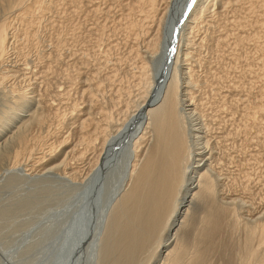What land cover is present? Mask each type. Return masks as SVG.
Returning a JSON list of instances; mask_svg holds the SVG:
<instances>
[{
	"label": "bare ground",
	"instance_id": "bare-ground-1",
	"mask_svg": "<svg viewBox=\"0 0 264 264\" xmlns=\"http://www.w3.org/2000/svg\"><path fill=\"white\" fill-rule=\"evenodd\" d=\"M97 1L100 0H68L70 4V13L68 14V16H66L68 22L66 21L65 24L67 25H64L65 28L63 27V29L61 27L63 26L61 22H64L65 20L63 19V21L60 22L62 31L60 30L59 35L55 38L56 40H59V42H55L54 40V43L62 42V44L60 43L56 45L53 42H50V44L52 43V46L54 44V46L56 45L57 47L61 48L64 45L68 46V43L69 46L73 45L74 41L78 44L80 43V41H84L85 37L83 38V35L80 34V31H83L80 30V25L78 24L79 22L74 24V20H72L74 17L72 18L71 16H75V14H77L78 16L75 17H80L78 13L83 14L84 12H90V14L91 12L93 13L92 15L88 14L89 16L100 13L104 14V12H102L104 6L101 9L100 4L99 2L97 3ZM4 2H6L5 9H14L16 10L15 14H17L15 15V17L13 15L11 17L10 15L9 17L11 18L8 19H6L4 17L5 15H3L4 19H0V92L4 96L1 97L3 98V101L1 103L4 102V106H2L1 104L2 109L0 110V165L3 166L2 164H4L5 160L9 159L10 165L7 166L5 170L13 171L18 169L25 176H31L33 175V173H35V176H43L46 173L48 174V172L50 173V171L66 170L67 166L70 165L69 163L71 159L81 160L82 163L83 161H88V171H85L86 168L80 169L78 165V167L71 166L70 168L69 166V168L70 176L72 175L71 177L79 174H81L80 176H82L84 174L82 176L83 181L84 179H86L87 181L89 180L87 192H90L92 188H94L93 190H95L94 184L97 182L99 175L102 174L103 171L108 170V168L106 167H109V164L112 163L111 159H118L119 153L124 150V154L122 155L124 160L122 162H124L125 164H122L124 166V169H122L123 176H121V185L119 187L120 193L118 192L119 194L117 195V197L122 192L123 195H120L121 198H119V200L117 199L116 203L113 204V208L111 209L112 211H110L104 225L106 227L105 233L107 232V234H104L106 236V240L105 244H103L104 248L101 255L105 262L107 258L109 259L111 256L115 255V253H118L113 264H131V262L137 257L138 254L142 253L144 250H147L153 245L156 246L155 249L161 248L159 251V260L154 264H264V209H258V211H255L251 206L252 210H249L248 208L247 210L245 209L247 211L246 214L244 213L245 211H242V207L238 205V202L244 203L241 199H238V197H234L229 193V191V194H225L226 192L224 191V188L227 185H224V182L222 181V183L220 180L224 179V177L220 178L222 175H220L218 171L215 172L216 167L214 168L215 158L213 156V151L212 149L210 151L208 150L209 148H211L210 139L207 137V132H209V129L206 131V129L209 127L206 122L204 123L203 121L205 120L203 117L206 116V113L204 116L201 110V108L203 109L205 106L200 108L201 104L203 106L204 101H200V103L197 100L198 98L196 99V96H194V93L196 91L194 92L192 88L196 86L197 90L198 88H200L201 90V87L207 84L211 87V90L216 91L220 99L224 100L223 97L226 96L221 95V91L220 93H218V89H214V85L217 83V81L215 82V84L213 82L212 87V81L209 80L207 82V80H199V78L195 75V70L190 62V60L195 57V54L198 55V49L201 47L200 43L202 42V40L200 39V41L197 42L195 38L196 36H198L197 33L202 26L201 23L210 26L212 21L214 23L218 19L216 18V20H214L216 16L215 14L220 15V20L222 19L220 24L222 25L223 23V28H225V31L223 33L225 35L224 38L218 35L219 37L215 41H213L217 42L216 46L225 44L227 42L226 39H230L228 36H232V40L234 38V43L236 46L241 45L242 47L247 44L246 42H253L254 39L257 41V45H254V49H256V51L264 50V0H195L194 4H192L191 6L189 5L190 8L188 7V14L186 13L187 15L185 16V20L178 35L179 37L177 39V42H174V48L176 50L174 52L173 59L170 62L171 64H169V66L167 67L169 70L164 73L159 83L156 82V76L151 74V67L149 62H151L152 58L154 59V56L160 52L163 45H166L165 47L168 46L164 43L163 28H166V25L168 27H171V21L173 22V20H175L173 10L178 9L182 13L186 5L181 6V3L178 0H121V5L123 7L122 10L124 11H120L122 15L119 12V14L121 15L119 19L121 21H118L122 24L124 23V21L126 22V24H123L122 27H125V37H128L129 44L132 39H135V42L132 41V43L134 44L130 45L129 51L131 53V59H133L134 63H136L135 69H133L135 71L130 72V77L133 80L134 78H136L135 83L133 84L137 86L136 91H138L134 94V90L130 89V84L128 85L129 87L127 85L125 86V84H123L124 86L122 85L123 87L121 88H119L120 86L117 87L119 95L124 94L125 96H127V99L124 100L123 104L119 105V108L117 107L115 109V111L117 110L116 114L113 113L114 109L109 106V103L104 104L102 102H99L98 97L97 100H95L97 96L96 94H98L95 92L102 91L101 86L104 85L105 78H102L104 82L103 80H100V78H98L99 81H97V79H91L92 81H88L90 80V77L82 79L83 72L80 70L76 72V70H74L73 68L70 69L76 72L73 73L67 68L69 71H65L66 73L64 74V77L66 79H64L65 82L67 81L69 83L71 89L73 88L72 86L74 84L78 83L82 87V96H87L88 94L89 100L87 101H89L90 104L86 101L88 105V108L85 107L87 108L86 112H83L84 110L80 107V104L77 101H75L69 107V110L67 108L66 110H60V106H57L58 104L55 105L51 101L47 102L49 99L47 100V98H45L46 96L43 97V94H40L42 97H38L35 88V84L37 83V81L33 78L36 72L34 74L32 73L33 77L29 76V73L26 77L24 76V79L26 78L25 82L26 80L28 81L27 83H23V85L16 84V78L18 77L19 79L22 74L20 75L21 69L18 67L19 62L17 60L13 61L12 58L15 57V54H17V56L19 57L20 55H22L23 57H27L26 55H24L25 50L23 46L22 48L24 50V53L20 49L21 47L18 48V46H16V42L19 41L18 33L20 32V28L16 26V24H18L16 22H20V24L21 22L24 23L22 24L24 27L22 29V31H24L22 44L28 43L29 46L30 42L32 41L31 44L35 45L36 40L34 39L36 37V32L34 29L42 24L40 22L44 18L42 14L50 10L53 7L52 5L54 4H51L53 1H51V3L49 2V4H45L44 0H5ZM160 2H162L161 5ZM84 7H86L87 9H85ZM54 9L55 7H53V10ZM118 10H121V7L120 9H117V11ZM105 15L106 13L104 14V18ZM41 17L43 18L41 19ZM208 17L210 18L208 19ZM104 18L102 19L104 20V23L101 22L102 24L100 23V25L95 24L97 25V28H95L96 26L93 28L91 27L92 29H96L97 32H94H96L95 34L97 35H95L96 37L87 35V37L92 38L88 39L90 40V46H87V48L86 46L83 47L82 51L77 49L78 51H81V53L79 52L80 57L78 58L81 59L82 57L84 60L83 62L86 61V64H88L87 60L91 58L90 55L92 53L94 55L98 52L97 50L101 45V41L106 39L104 37L106 33L108 32L107 37H112L111 35L109 36L111 28L107 24L106 18ZM77 21H79V19ZM70 22L71 24H68ZM80 22L82 23V20ZM152 22L155 23V27L152 26ZM91 24L93 23L91 22ZM231 24L236 25L240 28L242 27V29L247 26V28L252 27L253 29L256 26L255 28H257V31H253L254 33H250L249 30V33L247 34H243L241 31L240 32L242 34H236L234 32L229 33V31L228 33H226V26ZM55 25L56 24H54V26ZM110 25L112 26L114 25V23ZM91 28H89V30ZM113 29L115 32L118 28L116 30L115 27L112 28L111 34L115 35L116 32L113 33ZM236 32H239V30ZM212 33H214V31ZM209 36L211 37V35ZM141 38L143 39L142 43L145 45L146 50H142L143 47L139 45V40ZM202 39L204 40V38ZM51 40L52 39H50V41ZM168 40L169 39H167V41ZM34 41L35 44L33 43ZM128 41H126L127 44ZM37 42L39 43V41ZM76 43L74 44V46L78 45ZM210 44L212 43L210 42ZM230 45L232 44L230 43L229 46ZM96 47H98L97 50H95ZM69 48L67 47V51ZM237 48H239V46H237ZM71 49L72 47L70 48V50ZM60 50L61 49H56V51H59V53H61ZM72 50L74 53V49ZM106 52L107 50L104 52V55L102 54L104 59L100 60L98 58L100 62L103 61V63L101 64L111 63L110 58L107 54L108 52ZM29 53H26L28 54V57ZM38 53L40 54V51ZM57 53L58 52H56V56L53 55L54 53L49 54L51 58L52 55L53 57H55V59L53 58L52 60H59V53ZM146 53H149L152 56L151 60H148V56L146 55ZM74 54H78V52ZM181 54L182 60H180L181 58L179 59V56ZM40 56L41 55H38V58H40ZM46 56L45 58H48V56ZM216 56H218V54ZM25 57L24 60H26ZM50 57L48 60L51 59ZM216 58L218 59V57ZM20 60H22V57H20ZM39 61L43 60L41 59ZM36 63H38L35 64L37 67V65H39V62L37 61ZM26 64H28V60ZM44 64L46 65L47 63ZM63 64H65V62H63ZM76 64L77 62L73 66H76ZM114 64L116 65V63ZM114 64V67H112V69L116 67ZM28 66L29 64L26 67ZM52 66L53 65H51V68L50 66H48V70L50 69L51 71L53 69ZM78 68H80V65ZM101 68L97 67L96 72L101 70ZM116 69L113 70L116 71ZM48 70L47 73H45L46 76L43 75L44 73H42L41 77L39 75V77L42 79V82L47 85V87L49 83V80L47 79L49 77H47V74L50 72ZM51 72H53V70ZM115 73L113 71V75L108 74V77H106L107 80L113 81V79H115V76L117 75ZM207 73H210V71H208ZM160 74L161 71H159V75ZM224 74L226 76V72ZM24 75L26 74L24 73ZM218 77L223 78L224 75H219ZM218 77L216 78L218 79ZM35 79L38 80V76L35 77ZM107 80L106 83H108ZM129 81L131 82V80ZM19 82H21V80ZM111 82V85L112 83H115V81H113L112 83ZM250 82H252V80ZM94 83L95 85H97L96 87H94L95 85L93 86ZM239 83L241 82L237 81L235 82V84L233 83L234 86H229V92H233V89H240L243 84L239 85ZM110 84L108 86H110ZM259 88L257 89H259L260 92L258 91V94L256 93L257 96H255V100H257L259 95L260 99L258 100H261V96H264V84L261 87L259 86ZM43 90L45 89L43 88ZM248 92L250 91L248 90ZM236 94H238L239 96L237 100L243 103L241 115L242 118L240 117L243 122V127L240 130L246 133V131L249 132L248 130L256 125L255 123H257L258 120V113H264V105H262L261 103L258 104V100V102L253 101L248 94H245V96H243L242 94L240 95L239 93H234L235 96ZM201 95L203 96L205 94L203 93ZM116 96L118 97V95ZM117 99L119 100L120 96L115 100L113 99V101H116ZM109 101H111V99ZM197 101L200 103V105ZM224 101H220V103H224ZM214 102L217 103V100ZM33 103L34 105L32 106ZM114 104H112V107L115 106ZM118 104L116 106H118ZM66 116H69L68 118L72 120L73 124L76 123L78 125L77 133L74 134L77 137V141L69 140L71 135L62 136V134L60 136V133L57 135L55 130L58 127L56 129L54 128L55 132L52 131L53 129L51 128V118L55 117L58 120V124H62ZM201 118L203 119L201 120ZM15 123L16 125L11 126ZM232 127L233 125L231 126V128ZM61 128H59L60 131H62ZM252 130H254V128ZM53 137L54 140L52 141L51 139H53ZM125 139L127 140L126 142ZM50 140L52 142L49 143ZM120 140L121 142L124 141L122 143L123 145H121L122 148L117 147L114 149V144L119 143ZM56 142L58 143L59 148L63 146L66 149L63 150L62 148V150H59V152L55 151V148L57 147H55L54 144H56ZM48 143L49 145H47ZM46 145L47 148H49L48 151L38 150V148L45 149ZM68 145L71 146L69 149L67 147ZM79 145L82 146L79 147ZM89 150L92 152L89 153ZM251 155V157L255 160H257L259 156L258 152H255V150L252 151ZM231 158H233V156ZM217 165L219 164L217 163ZM82 170L84 172H82ZM99 179H101V177ZM222 190L225 193L221 192ZM222 193H224V196L222 195ZM228 199L230 201H228ZM250 203L249 205H252ZM241 205L244 206V204ZM238 231H240L241 234L239 233V235H235V233H237ZM162 232L164 235H162ZM80 237L81 235L79 236V238ZM225 237H227V239ZM217 254L221 256V260L219 261L215 260ZM111 259H109V261H111Z\"/></svg>",
	"mask_w": 264,
	"mask_h": 264
},
{
	"label": "rangeland",
	"instance_id": "rangeland-1",
	"mask_svg": "<svg viewBox=\"0 0 264 264\" xmlns=\"http://www.w3.org/2000/svg\"><path fill=\"white\" fill-rule=\"evenodd\" d=\"M4 1L0 0V19L3 18V15H5L4 17L6 19L11 18L12 15L15 17V15L17 14V13L15 14L16 10L5 9L6 8V2H4ZM51 1H53V2L51 3ZM84 1H86V0H84ZM116 1H117L118 5H117ZM178 1L181 3V6L186 5V7H185L186 9L184 8L185 11L183 10L182 13L178 9H175L178 11L173 10V14L175 15V20H173V22L171 21V25H170L171 27H168L166 25V28H163L164 43L167 44L168 46L165 47L166 45H163L160 52L154 56V59L152 58V56L149 53H146V55L148 56V60H151V58H152V60H151L152 63L149 62V64L151 67V74L156 76L155 78H156L157 83H159L161 81L164 73L169 70L167 67L169 66V64H171L170 62L172 61L173 56H174V52L176 50L174 48L175 47L174 44L177 42V39L179 37L178 35H179L180 30L182 28L183 22L185 20V16L188 14L187 11L190 8L189 5L191 6L192 4L195 3V0L194 1L193 0H191V1L190 0H178ZM44 2H45V4H49V2L51 4H54L52 6L55 7V9L53 10V7H52L50 10H48L44 14H42L44 17V18L41 17V19L43 18V20L40 21L42 24L40 26L36 27L37 31H36V29H34L36 32V37L34 39V40H36V44H35V41L33 43L35 45L31 44L32 41L30 42L29 46H28V43L22 44V42H23L22 38L24 37V34H23L24 31H22V29L24 27L22 24H24V23L21 22V24H20V22H16L19 24V25L16 24V26L20 28V32H19V30H18L19 33L17 32L19 41L16 42V44H17L16 46H18V48L21 47L20 49L22 50L23 53L25 50L24 55L27 56V57L24 56L26 58V60H24V57L22 55H20V57H22V60H20V57L17 56V54L14 55L16 58L15 57L12 58L13 61L17 60L19 62L18 63L19 66L18 65L17 66L21 69L20 75L22 74L21 76H23V77L20 76L21 79H20V77H19V79H18V77L16 78V82H17L16 84H19V85L22 84L23 85V83H27L28 81L26 80V82H25L26 78L24 79V76L26 77L29 73V76L33 77V74L36 72L34 74L33 78H34V80L37 81V83L35 84V88H36V94L38 95V97L41 96L40 94H43L42 95L43 97L46 96L45 98H47V100L49 99L47 102L51 101L55 105L58 104L57 106L58 107L60 106V110H63V109L66 110V108L69 110V107L75 101H77L80 104V107L84 110L83 112H86L87 108H88L87 102L89 103V101H87V100H89L88 94H87V96H84V95L82 96V93H81L82 87L78 83L74 84L72 86L73 87L72 88L73 90H72L71 87L69 86V83L67 81L65 82L66 78L64 77L65 76L64 74L66 73L65 71L68 69L70 70L73 68L74 70H76V72H78V70H80L83 72L82 79L90 77V80H88V81H92L91 79H95V80L97 79V81H99L98 78H100V80H103L102 78H105V82L103 80L105 86L104 85L101 86L102 87V89L100 88L102 90L101 92H98V91L95 92V93H98V94H96L97 96H96L95 100H97V97H98L99 102H102L104 104L109 103V106L114 109L113 113L116 114L117 110L115 111V109L117 107L119 108L120 107L119 105L123 104L124 100L127 99V96H125L124 94L119 95L117 87L120 86L119 88H121L124 86L123 84H125V86L126 85L128 86L130 84L129 85L130 89L134 90V94L137 93V91H138V90L136 91L137 86H135V84H133V83H135L136 78H134V80H133L130 77L131 76L130 72L135 71L133 69H135V65H136V63H134V60L131 59L132 58L131 53L129 52L130 51V45L134 44V43H132V41H134L135 39L134 40L132 39V41H130V44H129L128 37L127 36H126L127 38L125 37V35H126L125 27L124 28L122 27L123 24L124 25L126 24V22L124 21V23L122 24L118 21V20H120L119 18L122 15L121 12L124 11V10H122L123 7L121 5V0H113V2H112V0L97 1V3L99 2L101 9L104 6L102 12H104V14L106 13L105 18H106L107 24L111 28V31H112L113 27H115V30L117 28L119 30L117 29L115 31L116 32L115 33L114 29H113V33H115V35H112L111 34L112 32L110 30H108V31H110L109 36L111 35L112 37H107L108 32L106 33V35L104 36L106 39L101 41V43H100L101 47L99 46V49H98V47L95 48V50L98 49L97 50L98 52L95 51L97 53H95L94 55L92 53L90 55V57L92 59L89 58L90 61L87 60L88 64L85 63L86 61L83 62L84 60L82 57H81L82 60L80 58H78V57H80L79 52L81 53L83 47L86 46V48H87V46L88 47L90 46V43H89L90 40H88V39H90L91 37H87V35L92 36V37L97 35V34H95L97 32L95 29V28H97V25H95V24L100 25L101 22L104 23V20H102L104 18V14L100 13V14H96L93 16H89V15H92L93 13L91 12V14H90V12L87 11L89 13H85V12L83 14L78 13L80 15V17H75V16H78L77 14H75V16L74 15L71 16L72 18L74 17L72 19V20H74L73 21L74 24L79 22L78 24L80 25V30L83 31V32L80 31V34L83 35L82 36L83 38L85 37L84 41H82V42L80 41V43H79L80 45L78 43H76L75 41H74L73 45H70L72 47V49H74V51H75L74 53L78 52V54H74L73 50L72 49L70 50L71 47L69 46V43L67 44L68 46L64 45L65 49H64L63 45H62L63 47H61V48L56 46L60 43L62 44V42L54 43V40H55V42H59V40H56L55 38L59 35L60 30L62 31L61 27L63 28L64 25L65 26L67 25V24H65V22L67 21L66 16H68V14L70 13V11H69L70 4H69L68 0H60V1L59 0H44ZM65 2H66V4H65ZM162 2H160V5ZM113 3H115V4H113ZM120 7H121V10L117 11V9H120ZM84 8L87 9L86 7H84ZM119 12L121 13V15L119 14ZM10 15H11V17H9ZM215 15H214L215 16L214 20H216V18H218V19L214 23L212 21V23H211L212 27H211V25L208 26V25H205L204 23H201L202 26L200 27V29L197 33V35L199 37L198 36L195 37L197 42H199L200 39L202 40V42L200 43L201 47L198 49V55L195 54V57L193 56L194 58L192 57L193 59H191L190 62L193 65V68L195 70V75L199 78V80H201V81L207 80V82L209 80L212 81V87H213V82L215 84V82L217 81V83L214 85V87H215L214 89H218L217 90V91H219L218 93H220V91H221L220 94L225 95L227 98L223 97V99L225 101L220 99L218 97L219 95L216 93V91L211 90V87L208 86L207 84H206L207 86L203 85L201 87L202 91L200 90V88H198V90H197L196 89L197 87L194 86L192 88V90L194 92L195 91L196 92L195 93L193 91L192 92L194 93V96H196V99L198 98L197 100L199 102L204 101L203 106H202V104L200 105L201 102L200 103L198 101L197 102L199 103L200 108L205 106L203 109L201 108V110H202V114L204 116L206 113V116L203 117L205 120H203V121H204V123L206 122V124L209 127L206 129V131L209 129V132H207V135H208L207 137L210 139V144H211V146H210L211 148H209L208 150L210 151L212 149L213 156L215 158L214 163H215V165H217V163L219 164L217 166L214 165V168L216 167L215 172L218 171V173L220 175H222L220 178L224 177V179H220V180H221V182L222 181L224 182V185H227L224 188V191L226 193L223 190L221 192H224L225 194L230 193L234 197H238V199H241L242 202H244V203L238 202L239 203L238 205H240L242 207V211H245L244 213L247 212L246 211L247 208L249 210H252V208H253L255 211H258V209L263 210L264 209V152H263V149H264V136H263L264 135V122H263L264 121V113H258L259 116L257 115L258 120H257V123H255L256 125L254 127H252L250 130H248L249 132L246 131V133H244L243 131L240 130L243 127L242 126V124H243L242 119H240V117L242 115L243 103L237 100L239 98V96H238V94H236V96H235L234 93H239L240 95L242 94L243 96H245V94H248L251 97V99L255 102L258 99H260L259 98L260 95L257 98V100H255L256 99L255 96H257L256 93L258 94V91L260 89L259 86L261 87L264 84V69H262V68H264V66H263L264 65L263 64L264 63V60H263L264 59V50L256 51V49H254L255 48L254 45H257V41L254 39H253V42L248 41V42H246L247 44L242 46V47H241V45H237V46H239V48H237V46L234 43V38L232 40V36H228L230 39H226L227 42H229V43L226 42L223 45L220 44V45L216 46L217 42H213V41H215L219 36L224 38L225 35L223 33L225 31V28H223V23H222V25L220 24L222 21V19L220 20V15H217V14H215ZM97 17H99V18H97ZM109 17H111V18H109ZM54 18H56V19H54ZM93 18L95 21L93 20ZM209 18L210 17H208V19ZM63 19L65 21L61 22V21H63ZM78 19H79V21H77ZM81 20H82L83 24L80 22ZM108 21H109V23H108ZM112 21H115V22H112ZM60 22L63 25L61 27H60ZM91 22L93 24H91ZM117 22H118V24H117ZM53 23L56 25L54 26ZM113 23H114V25L111 26L110 24H113ZM217 23H218L219 27L217 26ZM68 24H71V22ZM115 24L118 25L119 27L116 26ZM154 24L155 23H153V25L152 24L151 25L153 27H155ZM216 26L218 27V29ZM221 26H222V28H221ZM230 26H233V27H230ZM91 27L92 28L95 27V28L92 29ZM247 27L243 28L245 30V32H244L242 27L240 28L236 25L231 24V25L226 26V29H227L226 33H228V31H229V33L234 32L236 34H242V33L247 34V33H249L248 32L249 30H250V33H252L253 31L254 32L257 31V28H255L256 26L255 27L253 26L254 27L253 29H252V27H249V28H247ZM89 28H91L90 29L91 31L89 30ZM238 28H240V29H238ZM221 29H223V30H221ZM233 29H234V31H233ZM238 30H239V32H236ZM94 31H96V32H94ZM211 31L212 32L214 31V33H212ZM214 34H216V35H214ZM209 35H211L212 39ZM171 37H173V38H171ZM213 37H214V39H213ZM36 38H38V39H36ZM108 38H110V39H108ZM202 38H204V40ZM50 39H52V40L50 41ZM167 39H169V40L167 41ZM172 39H174V40H172ZM205 39H206V41H205ZM67 40H69V39H67ZM125 40L128 41V44L126 43ZM37 41H39V43ZM24 42H26V41H24ZM50 42H53L56 45L54 46V44H53V46H52V43L50 44ZM139 42H140L139 45L141 47H143L142 50H146L145 45L142 43L143 42L142 38L139 40ZM210 42L212 44H210ZM75 43L78 45L74 46ZM107 43H109V44H107ZM230 43L232 45L229 46ZM24 45H26L27 47ZM142 45H144V46H142ZM212 45H214L215 47ZM22 46H23L24 50H23ZM120 46H121V48H120ZM67 47L68 48L70 47L68 49V51L70 50L69 52L67 51ZM210 47H211V49H210ZM220 47H221V49H220ZM58 48L61 49L60 50L61 53H59V51H56V49L59 50ZM77 49H79L81 51H78ZM207 49H208V51H207ZM106 50L108 52V53L107 52L106 53L108 54L111 63L101 64V63H103V61L100 62L98 60V58L100 60L104 59L103 55H104V52ZM250 50H252V51H250ZM39 51H40V54L38 53ZM219 51L222 53H220ZM223 51H224V53H223ZM27 52L28 53L30 52L29 53L30 59L28 57V54H26ZM49 52L54 53L53 55H55V56H56V52H58L59 53V60L58 59H57V61L52 60L53 58L55 59V57H53V55H52V58H51L49 56V54H50ZM262 53H263V55H262ZM34 54L36 55V58H35ZM37 54L41 55L44 59L41 56H40V58H38ZM217 54H218V56H216ZM46 55L48 56V58H45ZM112 55H113V57H112ZM181 56H182V54L179 56V59L181 58ZM49 57L51 58L50 60H48ZM100 57H102V58H100ZM216 57H218L219 60ZM248 57H250V58H248ZM37 58L39 60L42 59L43 61H39ZM232 58H234V59H232ZM237 59H239V60H237ZM27 60H28V64H29L28 67L31 69L26 67L28 65V64H26ZM35 60H37L39 62V65H37V67L35 64H38V63H36L37 61H35ZM180 60H182V58ZM236 60H237V62H236ZM25 61H26V63H25ZM73 61L75 63L77 62L76 66H73L75 64ZM96 61H98V62H96ZM63 62H65V64H67V65L63 64ZM99 62H100V64H99ZM44 63H47V64L45 65ZM112 63L113 64L116 63V65L114 64L116 67L113 68V69L117 68L116 71L112 69V67H114ZM50 64L53 65L52 66L53 72H51L52 70L50 71V69L48 70V66H50V68H51ZM79 65H80V68H78ZM102 65H103V67H102ZM97 67H100V68L102 67V68H101V70L96 72ZM26 68H27V70H26ZM63 69H64V72H63ZM47 70L50 71L47 74V77H49V78H47L49 80V83H48L49 88L47 87V85H45L42 82V79L40 78L42 73H44L43 75H45V73H47ZM74 70L73 71L70 70V71L73 73H76ZM207 70L210 71V73H207L208 72ZM252 70H253V72H252ZM60 71H62V72H60ZM110 71H111V73H110ZM113 71H114V73L118 71L117 73H115V74H117L115 76L116 80L113 79V81H115V83H112L113 82L112 80H107V78H106V77H108V74H112ZM119 71H120V73H119ZM159 71H161L160 75H159ZM224 71L226 72V76L224 74L225 73ZM38 72H39V74H38ZM95 72L99 73V74H96ZM243 72H245V73H243ZM24 73L26 75H24ZM54 74H56V75H54ZM92 74H94L95 76ZM259 74H260V76H259ZM39 75H40V77H39ZM91 75L93 76V78ZM219 75H224V77L219 78L218 77ZM244 75H246V76H244ZM250 75H252V76H250ZM37 76L39 78L38 80L35 79V77H37ZM204 76L206 77V79ZM215 76L218 77V79ZM59 77H60V79H59ZM231 77H233V78H231ZM128 78H129V80H131V82L128 80ZM20 80H21V82H19ZM95 80H93V81H95ZM106 80L109 84L112 81L111 82L112 85L110 84V86H108L109 84L106 83ZM251 80H252V82H250ZM237 81L241 82V83H239V85L243 84L241 86V88L240 89L239 88L233 89V92L232 91L229 92V90H230L229 86H232V85L234 86L235 82H237ZM96 83H98V82H96ZM113 84H115V85H113ZM245 84H246V86H245ZM94 85H95V83L93 84V86ZM67 86H69V87H67ZM96 86L97 85H95L94 87H96ZM43 88L45 90H43ZM105 88H106V90H105ZM257 88H259V89H257ZM112 89H113V91H112ZM203 89H204V92H203ZM251 89H253V90H251ZM248 90L251 93L248 92ZM41 91H43V92H41ZM115 91H117V92H115ZM103 93H104V95H103ZM203 93L205 95L202 96L201 94H203ZM207 93H208V95H207ZM111 94H112V96L114 95L113 98H112ZM70 95H72V96H70ZM116 95H118V97ZM115 96H116V98H119V96H120V99L113 101V99L114 100L116 99ZM1 97H4V96L0 92V110L2 109L1 107L4 106V102L1 103L3 101V98H1ZM84 97H86V98H84ZM121 97H123V98H121ZM252 97H254V98H252ZM261 97H262L261 100H258L259 101L258 104L261 103L262 105H264L263 104L264 103V96H261ZM109 98L111 99L112 102L109 101L110 100ZM234 98H235V100H234ZM213 100L214 101L217 100V103L214 102ZM220 101H222V102L224 101V103H222V102L220 103ZM234 101H235V103H234ZM1 104H2V106H1ZM84 104H85V106H84ZM112 104H114L115 106L112 107ZM117 104H118V106H116ZM33 105H34V103L32 104V106ZM85 107H87V108H85ZM94 107H96V106H94ZM207 110H208V112H207ZM70 113H71V111H70ZM97 115H99V114H97ZM69 116H70V114H69ZM69 116L65 117V120L63 121L62 124H60V123L58 124V122H57L58 120L55 117L51 118L52 119V121L50 120L51 121V128L53 129L52 131H54L58 127L55 130L57 135L59 133H60L59 134L60 136L62 134H63L62 136L71 135L69 140H71V141L76 140L77 141V137L74 134L77 133L78 125L76 123L73 124L72 120H70L68 118ZM203 118H201V120ZM260 119H262V120H260ZM239 120H240V122H239ZM135 122H136V120H135ZM53 123H54V125H53ZM222 123H224V124H222ZM14 125H16V123L12 124L11 126H14ZM232 125H233V127L231 128ZM59 128H61L62 131H60ZM229 128H231V129H229ZM253 128H254V130H252ZM75 130H76V132H75ZM241 132H242V134H241ZM68 133H70V134H68ZM75 137H76V139H75ZM232 139H233V142H232ZM51 140L53 141L54 137ZM51 140L49 141V143L52 142ZM59 140H60V138H59ZM121 140L119 143L114 144V149L117 147L122 148L121 145H123L122 143L124 141L121 142ZM126 141L127 140L125 139V142ZM49 143L47 145H49ZM70 144H74V143H70ZM47 145L45 146V149L44 148H40V149L38 148V150L48 151L49 148H47ZM54 145H55V147H57V148H55V151H57V152H59V150L61 151L62 148H63V150L66 149L63 146H61V148H59L57 142ZM81 146L79 145V147H81ZM241 146H242V148H241ZM67 147L69 149L71 146L68 145ZM252 149L255 150V152H258V154H259L257 160H255L254 158L251 157L252 156L251 154L253 151ZM208 150H206V151H208ZM240 151H241V153H240ZM259 151H260V153H259ZM91 152L92 151L89 150V153H91ZM123 154H124V150L119 153L118 159H115V158L111 159L112 163L109 164L110 165L109 167L108 166L106 167V168H108V170L103 171L102 174L99 175L97 182L94 184L95 190H93L94 188H92L93 191L90 190V192H87L89 180L87 181L86 179H84V181H83V177H82L84 175L83 173H82L83 174L82 176H80L81 174L73 176V177H71L72 175L70 176L71 166L74 167V166L78 165L80 169L86 168L85 171H88L87 170L89 167L88 161L87 162L83 161V163H84L83 164L81 160L71 159V161L69 163L70 168H69V166H67L66 170L50 171V173L48 172V174L46 173L43 176H41V175L35 176L34 175L35 173H33L34 176L33 175H31V176L26 175L25 176L18 169L13 170V171L12 170H10V171L5 170V168L10 165V162H9L10 160L6 159L5 160L6 163L4 162V164H2L3 166L0 165V264H113L118 253H115V255H113L109 258V259L112 258L111 261H109V259L107 258L106 262L102 258L101 254H102V250L104 248L103 244H105V240H106V236L104 234H107V232L105 233V230H106V227L104 226L105 220L108 217L110 211H112L111 209L113 208V204H115L116 200L117 199L119 200V198H121V196L123 195L122 194L123 192H122L120 194L121 196L119 195L117 197V195L120 193L119 192V187L121 185L120 181L122 178L121 176H123V170L122 169H124L123 165L125 164L124 162H122L124 160L122 157ZM232 156H233V158H231ZM119 160H121V161H119ZM216 161H217V163H216ZM243 161H244V163H243ZM71 164H73V165H71ZM119 165L121 166V169H120ZM243 165H245V166H243ZM241 166H242V168H241ZM251 166H253V167H251ZM106 168H104V169H106ZM82 172H84V171L82 170ZM97 172H98V170H97ZM220 172H222V173H220ZM255 175H257V176H255ZM100 177H101V179H99ZM260 178H262V179H260ZM240 184H241V186H240ZM228 191H229V193H228ZM224 193H222L223 196H224ZM228 201H230V200L228 199ZM249 203L252 205H249ZM241 204H244V206H242ZM248 206H250V207H248ZM251 206H252V208H251ZM101 221H102V223H101ZM239 233H240V231L235 233V235H239ZM80 235H81V237L79 238ZM162 235H164L163 232H162ZM225 238L227 239V237H225ZM79 239H80V241H79ZM155 248H156V246L152 245L147 250H144L145 252L143 251L142 253L138 254L137 257L131 262V264H154L155 262H157L159 260V251L161 249V248L160 249L159 248L155 249ZM152 253H153V256H152ZM220 258H221V256H219L217 254V256L215 257V260L219 261V260H221Z\"/></svg>",
	"mask_w": 264,
	"mask_h": 264
}]
</instances>
